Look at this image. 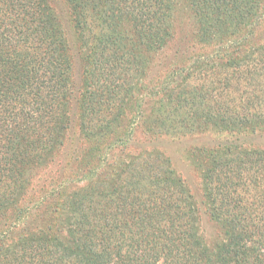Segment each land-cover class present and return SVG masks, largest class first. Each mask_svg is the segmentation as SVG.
I'll return each instance as SVG.
<instances>
[{"label": "trees", "instance_id": "16d2710c", "mask_svg": "<svg viewBox=\"0 0 264 264\" xmlns=\"http://www.w3.org/2000/svg\"><path fill=\"white\" fill-rule=\"evenodd\" d=\"M64 1L77 43L51 0H0V264H264V0ZM152 128L228 136L187 152L212 241L170 158L130 154Z\"/></svg>", "mask_w": 264, "mask_h": 264}, {"label": "rangeland", "instance_id": "374dc122", "mask_svg": "<svg viewBox=\"0 0 264 264\" xmlns=\"http://www.w3.org/2000/svg\"><path fill=\"white\" fill-rule=\"evenodd\" d=\"M51 1L53 3V7L56 10L62 24L64 25V27L66 29V32L68 33V36L77 43L75 36H73V29H71L70 15L68 13L65 1L64 0H51ZM190 27H191L190 25H187V26H184L183 28H181V33L178 36V38L180 37L181 40H185V38L187 37L186 42H188V43H185L184 47L185 46L191 47V45L193 44V41L191 40V36H193L192 35L193 29H192V27L191 28ZM262 29L264 30V27ZM263 37H264V35H263ZM197 51L198 50L196 49V52ZM201 52H203V51H201ZM172 54H170V56L166 59V61H157L155 64L156 66L154 67L153 73L160 72L161 76L166 74L168 71V68H166L165 64L167 63L168 60H171L174 58V56H172ZM164 58L165 57H163L161 60H164ZM244 67L245 66H243L242 68H244ZM208 69L209 68L205 66L204 71L208 70ZM243 71H245V70L243 69ZM74 73H75V81L78 82L79 81L78 80L79 79V77H78L79 70H78L77 63H75ZM259 79L264 82L262 76H260ZM202 81L203 80H199V82L198 81L195 82V85L202 83ZM246 83H247V81L244 80L242 85L239 87L240 92L238 91L237 94L234 95V98L232 97L233 101H236L237 103H240V104H245V100H247V97L250 96L248 93L254 92V89L252 87H250V88L247 87ZM263 85H264V83H263ZM262 88L263 89H260V90L264 91V86ZM216 89L218 90L217 91L218 93L226 91L223 89V85H221V87L216 88ZM230 89L234 90V86ZM259 100L261 101L259 106L263 108L262 110H264V98H262L260 96ZM210 106L213 107L212 110L218 109L216 103L210 104ZM143 121L144 120L140 121L141 124ZM199 122L202 123L203 120H199ZM139 126H141V125L139 124ZM154 127H156V126H154ZM151 131H150L151 133H149V135H148V133L147 134L146 133L141 134L139 141L138 142L136 141V144H135L136 146H132V143L130 144V147H129L130 148V154L139 156L140 153H145L142 156L149 155V154H153V156H156V155L162 156L163 155V154H161V152H162V153H164V155H166L167 157L170 158L174 170L176 171L178 176H180L183 179V181H185L190 192L194 195V199L199 204V206L202 208V220H201L202 221V228H203L202 232L208 238V240L212 241L214 238H217L216 229L213 227L209 218L204 213V208L202 205L201 186H200L201 182L199 179V175L197 174V172L192 168V166L188 162V159H187L188 153L187 152L191 147H195L197 145H204L208 148H211L212 146H215L221 142L222 143H228L229 140H225L228 138V136L224 137L225 134H224V136L216 135L212 131H204L202 133H197V132L191 131L190 133H188L186 135L185 138L175 139V138L171 137L170 135L161 136L160 131L157 128H152ZM69 142H70L69 144H71V146L68 148L65 147L60 152V154L58 156H56V159H55L56 162L55 163H58L61 161L65 164V162L67 160H62V159L64 157L69 158L72 155V150L81 149V147H83L84 149H88V147L82 143L79 135H77V125L75 127V130L72 133L71 141H69ZM248 143H253L252 145H254V146L264 147V135L261 137L256 136L252 139H248ZM119 154L122 155V153H120V152H119ZM188 158H189V156H188ZM55 166L56 165H54V167ZM54 167L52 168V170L55 169ZM49 170H51V169H47V170L43 171L42 174H46V176H47L49 173ZM112 170H113V168L110 170V172ZM81 185H83V183H81Z\"/></svg>", "mask_w": 264, "mask_h": 264}]
</instances>
